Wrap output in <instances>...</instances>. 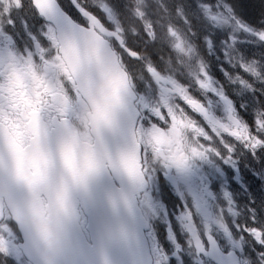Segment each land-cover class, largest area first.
Here are the masks:
<instances>
[{"label": "snow or ice", "instance_id": "obj_1", "mask_svg": "<svg viewBox=\"0 0 264 264\" xmlns=\"http://www.w3.org/2000/svg\"><path fill=\"white\" fill-rule=\"evenodd\" d=\"M69 3L71 9L62 0H49L43 8L35 0H0V181L4 189L0 192V264H108L107 260L96 259V253L105 252L110 240L106 225L96 219L100 199L93 191L95 184L119 185V192H110L107 198L113 207L122 205L134 224L138 215L148 213L149 185L154 174L175 173L183 178L199 172L204 165L215 170L217 161L235 167L238 152L253 159L257 154L264 156V110L253 108L252 122L248 123L243 115L252 101L243 96L233 99L208 67L205 72L210 90L197 88L199 95L188 91L203 106L202 111L190 110L178 98L169 100L173 112L191 121L197 130L182 132L184 159L177 162L167 149L157 153L151 143L152 134L156 129L168 134L173 122L160 103L144 63L127 56L125 51L139 49L138 55L146 60L155 55L154 44L145 39L134 42L133 48L126 37L117 36L118 17L124 11L120 0H69ZM240 9L264 17V0L202 2L198 23L210 49L212 34L217 31L239 29L264 42V30L255 32L243 24L238 18ZM89 32L100 38L99 55L86 53L79 67L67 74L58 68L49 70L59 64L63 40L81 41ZM12 57L31 60L37 73L47 77L52 89L51 95L42 97L35 124L24 139L23 158L15 153L10 132L13 122H22L8 91ZM117 60L127 72L129 83L114 93L109 72ZM228 60L232 63L231 55ZM239 66L253 80L264 83V69L258 66L257 74L253 75L247 70L248 62ZM220 71L229 83L238 77L248 87L238 82L235 85L254 91L242 76L226 72L223 65ZM67 148L75 150L78 175H73L72 163L65 159ZM131 152L139 159L140 179H130L121 167L122 158ZM85 156L94 159V168L83 166ZM129 184L142 191L129 195L126 190ZM12 189L23 191L24 199L16 200ZM223 200L214 220L231 242V248L224 249L228 252L227 264H264V224L257 225L255 208L248 209L251 225L231 226L251 238L248 258L240 259L236 251L244 241L232 242L231 228L225 222L226 216L235 218L239 212L227 193L223 194ZM189 212L191 222L196 221L195 210L188 205V212H183L185 224L190 223ZM194 238L195 233H191L190 242ZM136 242L134 231L124 233V244L131 246ZM195 244L200 249L201 241L195 240ZM159 264L168 261L161 257Z\"/></svg>", "mask_w": 264, "mask_h": 264}, {"label": "rangeland", "instance_id": "obj_2", "mask_svg": "<svg viewBox=\"0 0 264 264\" xmlns=\"http://www.w3.org/2000/svg\"><path fill=\"white\" fill-rule=\"evenodd\" d=\"M203 3H212L211 0H153L148 3V6H144L141 0H137V6L131 5V10L126 7L125 0H122L124 7L123 14L118 17L117 27L125 26L132 27L135 30L137 25H140V19L143 24H148V13H154L161 11L167 15L169 25L165 30L166 41L172 50L176 53L173 57L172 62L176 63L177 66L193 70L195 76H200L205 90H210V80L205 72V68L208 67L212 76L217 79L224 87L227 93L235 92L232 94L233 99H239L243 96L245 100H251L252 105L259 104L255 99H248L247 90L241 89L239 85L242 84L244 87H248L243 81H239L238 77L233 79L232 83H229L225 78V73L220 71L221 65L225 67L226 72L231 73L233 76L240 75L246 81H248L252 88L261 90L264 86L261 82L253 80L250 75L243 72L239 66L242 63L248 62L247 70L256 75V68L259 66L264 69V42L260 41L256 35L250 32L242 30L235 31H217L212 34V45L205 44V37L198 20L200 18V8ZM153 5V6H150ZM183 5V8H182ZM140 10L139 12H134ZM138 8V9H137ZM156 8V9H155ZM151 9H155L152 12ZM138 22V24H136ZM196 33V35L193 34ZM231 38V39H230ZM232 56V63H229L228 56ZM147 68V74L151 77L154 87L157 89V94L161 93L159 100L169 101L171 97L167 98V93L162 89L163 86H169L171 84L165 82L158 77L154 71L153 65L150 63H144ZM214 66V67H213ZM188 70V71H189ZM174 84V83H173ZM178 84V83H175ZM184 92L183 90H181ZM253 93V91H252ZM238 94V96H237ZM179 100L183 96L178 97ZM193 104V103H192ZM239 108V104L237 105ZM164 107L168 111L169 106L164 104ZM192 106L191 110L195 111ZM253 109V108H252ZM252 109H248V116L243 115V118L252 122ZM159 112V110L157 109ZM169 117L174 119L173 128L169 130V136H182L184 130L195 132L192 129V122L186 120L181 116H177L173 111L168 112ZM182 147V146H181ZM239 164L237 165L238 172L245 174V177L241 180L238 178V195L231 198L234 202L236 210L239 212L238 217H225L226 224L231 228L233 241L239 243L241 240L244 243L236 254L240 259H247V251L249 250V240L246 233L237 232L235 228L231 227L233 223H239L241 225L247 223L251 225V220L248 219V209L255 208L257 225L264 224V191L263 182L261 175L258 177V173L252 168L250 163L249 155L243 152H238ZM247 163V165H245ZM217 171L212 173V177L220 180V176L223 178L233 177L235 168H228V170L221 171L220 168H216ZM233 175V176H232ZM241 175V174H240ZM230 197V193L228 194ZM223 199V197H222ZM189 205L195 210L196 221H192V213L188 215L190 223H183V218L179 215L178 217L168 219H154L155 229L152 233V238H156L158 233L157 224H163L162 232L164 237L162 239L152 241V256L155 264H159L161 257L168 261V264H211L208 260V239H214L218 246L225 251V248H231V242L227 241L222 232L218 229L215 224V215L219 205H223L224 202L218 197L215 198V202L209 204L200 203L195 200H190ZM188 209V203H186ZM213 212V214H205V212ZM151 221V217L148 218ZM191 233H195V238L190 242L189 236ZM257 237L259 233L256 234ZM195 240L201 241L200 249L196 247ZM258 247V246H257ZM227 252V251H226ZM254 254V253H253Z\"/></svg>", "mask_w": 264, "mask_h": 264}, {"label": "flooded vegetation", "instance_id": "obj_3", "mask_svg": "<svg viewBox=\"0 0 264 264\" xmlns=\"http://www.w3.org/2000/svg\"><path fill=\"white\" fill-rule=\"evenodd\" d=\"M62 3L65 4L69 9L71 5L69 0H62ZM18 6V5H17ZM37 24L42 23V21H37ZM129 31L125 26L117 27V34L122 38L126 37V33ZM130 47L136 48L134 42H141V38L133 39L132 36L126 37ZM173 57L172 53H167ZM165 55V53H163ZM150 57V56H149ZM148 57V58H149ZM144 59L140 55L138 61H147L152 64L149 59ZM171 65H174L173 62H170ZM123 67V66H122ZM155 67V66H154ZM153 67V68H154ZM59 69L60 72L67 74L69 73L62 58L59 55V64L50 68V71H55ZM154 71L158 77H160L165 82L171 84L168 87L163 86V90L167 93V98H178L183 96L180 102L184 103L191 110L192 106L195 108V112H200L203 109V106L196 100H193L191 96L188 95V91L191 90L195 95L200 93L196 90L197 88L203 89L204 85L200 76H193L192 78L188 77L189 80L193 81L192 84H187L184 82H178L177 78H165L162 76L160 71H157V68H154ZM178 82V84H175ZM174 83V84H173ZM183 90L184 92H182ZM8 91L10 97L13 101L14 107L18 108L21 116L22 122H13L10 127V132L12 138L16 141L21 147H25L24 139L29 134L30 129L35 124V118L39 109V105L42 97L52 94V89L48 82V79L45 75L38 74L31 60H18L15 57L10 59L9 63V72H8ZM161 97V93L158 94ZM179 99V98H178ZM160 103L164 106H169V101H162ZM193 103V104H192ZM173 111L169 106L168 112ZM157 114L159 112L157 111ZM174 124V119L170 117ZM192 129L196 132L195 126L192 125ZM151 143L155 146L157 153L163 152L165 149L168 151V155L175 159L177 162H180L184 159V141L181 135L170 137L169 133L166 134L163 131L156 129L151 136ZM182 146V147H181ZM236 165L228 166L224 165L221 162H216V168H220L221 171L228 170V168H235L234 176L223 178L220 176V180L212 177V173H215V170H210L208 165H204L199 172L185 176L183 178L178 177L175 173L167 175L164 172H159L154 174L149 185L150 193V204L148 206V213L143 214L146 220L150 224V232L148 235L150 248L152 251V241H157L164 237L162 232L163 224H157L156 238H152L154 226V219H168L173 217H178L179 215L183 218V212H188L186 203L191 202L190 200H195L200 203L209 204L215 202V198L218 197L222 199L223 194L227 193L231 195V198H234L238 195V178L241 177V180L245 177V174L238 172L237 165L239 164V155L235 156ZM250 163L252 164L253 169H257L258 177L261 175L263 177L264 184V156L257 154V158L253 159L249 155ZM262 162L256 164V162ZM263 164V169L259 172L260 165ZM247 165V163L245 164ZM256 167V168H255ZM241 174V175H240ZM264 187V185H263ZM264 191V188H263ZM149 214L151 221L148 219ZM205 214H213V212H205ZM190 215V212L188 213ZM211 239H208V241ZM155 241V243L157 242ZM218 246V244H217ZM219 247V246H218ZM220 248V247H219ZM221 249V248H220Z\"/></svg>", "mask_w": 264, "mask_h": 264}, {"label": "water", "instance_id": "obj_4", "mask_svg": "<svg viewBox=\"0 0 264 264\" xmlns=\"http://www.w3.org/2000/svg\"><path fill=\"white\" fill-rule=\"evenodd\" d=\"M39 7H46L49 0H35ZM118 36V35H117ZM119 37V36H118ZM121 47L122 42H121ZM101 41L95 32H89L81 41L75 39H65L60 43L59 54L64 61L69 72L75 71L84 55H99L101 53ZM129 57H134L137 60L139 56L133 52L126 50ZM111 59V56L109 57ZM109 83L114 93H118L128 86L129 79L128 74L119 65L118 60L109 72ZM12 147L19 158H23L25 154V147H20L12 138ZM66 161L72 163L73 175H78L79 167L76 162V153L73 149L70 154L66 155ZM92 164L88 169L95 167V161L89 157ZM121 167L125 174L130 179L141 178V168L139 159L135 152H131L125 155L121 160ZM3 183L0 181V192H2ZM119 185H112L111 182H100L93 186V191L100 199V206L97 209L96 219L106 225V235L110 240L109 247L105 252H97L96 259L98 261L107 260L108 264H152V258L148 248V242L145 237V232L149 229V225L144 219L143 215L137 216L134 224L130 223L128 213L122 205H113L108 200V193L119 192ZM129 195L138 193L142 189H137L133 185H127L126 188ZM13 197L22 201L25 197V193L20 189H12ZM126 231H134L136 233L137 242L131 246L123 243L124 233ZM211 249L209 251V259L214 264H227L228 254L222 253L216 245L211 242Z\"/></svg>", "mask_w": 264, "mask_h": 264}, {"label": "trees", "instance_id": "obj_5", "mask_svg": "<svg viewBox=\"0 0 264 264\" xmlns=\"http://www.w3.org/2000/svg\"><path fill=\"white\" fill-rule=\"evenodd\" d=\"M141 1L144 4V6H148V3L152 2L153 0H141ZM120 2H122V0H120ZM211 2L215 3L216 0H211ZM126 3L132 5L133 7H134V4H136L137 6V0H126ZM150 6H153V5H150ZM155 9H151L152 12H154ZM148 14L149 15L147 17V20H148L147 25H149L150 27L146 31L144 30V28L141 27L140 29V26H138L137 31L133 32L132 37L138 38L142 36L143 39L141 41L147 39L149 42H152L154 44L155 55L150 56L148 59L152 63V65L157 68L158 71H160L162 74L177 78V81L179 83L184 82L185 80L187 84L193 85V81L188 79V77L192 78L193 76H195L193 70L187 69V71H185V68L183 67L180 68V66H177L176 63L174 62H173L174 65L170 64V62H172L173 57L176 59L175 57L176 53L171 49V47L168 45L165 39L166 38L165 30L167 28V25H169V21H167L168 20L167 15L157 10L154 13L149 12ZM238 18L242 21L243 24L247 25L249 28L253 29L255 32L264 30V17H261L259 13H252L250 11L245 12L243 9H240ZM142 19H145V18H141L140 22L142 21ZM136 51L138 52L139 49H137ZM163 53H165V55H163ZM167 53H172L173 57L168 55ZM262 84L264 86V83ZM228 94L232 96V94L234 95L235 92L231 91V93H228ZM246 94H247L246 98L255 99L259 103V104L251 105L248 109L251 110L252 108H256V109L264 110V103H260V101H264V87L261 90L255 89L253 93L248 91ZM247 112L248 110L244 113V117L248 116ZM260 163L262 162L260 161L256 162V164H260ZM262 169H263V164L260 165L259 172H261Z\"/></svg>", "mask_w": 264, "mask_h": 264}, {"label": "clouds", "instance_id": "obj_6", "mask_svg": "<svg viewBox=\"0 0 264 264\" xmlns=\"http://www.w3.org/2000/svg\"><path fill=\"white\" fill-rule=\"evenodd\" d=\"M71 151H72L71 148H67V149H65V154L68 155V154L71 153ZM81 162H82V164H83V166H84L85 168L90 167L91 164H92V161H91V160L89 159V157H87V156L83 157ZM38 214H39V212H38Z\"/></svg>", "mask_w": 264, "mask_h": 264}]
</instances>
